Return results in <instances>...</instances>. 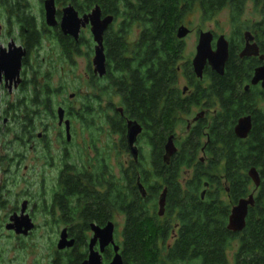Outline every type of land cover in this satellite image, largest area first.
<instances>
[{
  "label": "flooded vegetation",
  "instance_id": "af4514ba",
  "mask_svg": "<svg viewBox=\"0 0 264 264\" xmlns=\"http://www.w3.org/2000/svg\"><path fill=\"white\" fill-rule=\"evenodd\" d=\"M36 1L39 3L41 10L40 25L37 24L35 17L31 15L27 0H0V8L3 12V17H1L3 27L0 28V36L3 37V40H8V42L5 43L6 46L0 45V51L4 54H8L9 52L15 51L17 48H20L25 52L24 57L21 60L19 83L15 84V81L13 80H6L4 74L1 73L0 101L5 93L8 97H10L12 93L21 95L22 90L26 85H34L36 78L35 73L33 74L31 72L32 76H30L29 79H24V69L27 66H30L29 61L33 53V48L35 49L40 42L50 38L51 40L57 41V45L59 46L62 37L66 42L70 40L72 42V47L76 48L72 61H74L75 55L80 53L81 45H85V40L81 37V33L85 29L89 30V27L87 26L80 30L77 40H74L68 35L64 36L60 31L59 23L62 11L66 7L72 6L78 16L82 17L87 15L97 6L100 10L101 18L108 16L113 17L112 24L102 36L105 73L101 77L94 75L90 63L91 68H89V73L83 80V84H85L86 87L90 86L94 90V98L92 96L90 97L95 104V107H93L92 110L87 108L86 104L82 105L80 109H73L67 106L66 109L58 107L56 113L52 109L37 110L36 108H33L31 110H22L21 100H18V102L13 104L8 102L5 109L0 110V135L11 133L13 135L14 147H26L29 145L34 148L33 145L37 147L40 146L43 150L41 152L42 156L44 157L45 155L44 158L48 157L50 160L53 159L54 155L51 153V143L46 140L47 128H44L45 134L36 133L37 128L35 126V119L38 115H45L47 118H54L56 120L58 135L55 139L57 144H59V148L55 156L59 158V162L57 165L53 163L49 164L51 168H56L54 174L47 175L49 181H51V185L49 188L50 190L48 189L49 196L44 201L45 221L43 226L49 229H56L58 233L54 241L55 248L52 251L51 260L48 264H82L88 259L90 253L89 246L94 235L92 229H103L108 225H111L113 228V243L106 246L102 253L99 250L98 240L92 247V250L98 252L101 257L100 264H110L115 256V247H118V253L120 254V245L124 241L123 231L127 225L126 212L118 210V188H120L122 194L130 193L133 180L139 198L143 200L142 204L145 209L144 214L149 213L151 195L156 196L155 203L158 209L160 195L165 191V204L162 215L159 216L158 210H156L158 215L157 221L163 228L161 237L157 241L158 243L169 247L178 237L177 232L179 225L176 220V213L173 212L172 214H168L165 210L167 205L166 189L163 188L157 193V195L155 193L150 195L147 187L145 188L141 184L140 176H134L133 171L131 170L132 164L138 165L139 163H144L146 161L145 159L149 150L147 147H144V149L140 146L139 138L141 133L137 136L135 142L137 148L136 161L133 159L127 147V122L133 120L127 119L124 116V96L123 92L118 88V85H123L125 79L121 81V78L124 76L120 75V79H117L119 73L116 71L115 66L109 61V52L113 50L112 44H114V42L116 43L111 30L120 25L123 21V18L121 17H127L129 28L122 41L125 46L123 49L126 51L125 57L132 60L133 54L140 48L145 49L146 51H152V54L147 58V62L154 67L156 63L162 64L164 59V32L162 30L159 33H156L154 23L156 22V18L162 17V10L165 11L168 9V13L171 15L170 17H177L178 24L175 29L177 30L179 27H185L189 30L188 35L182 40L176 38L177 41L180 42L182 49L184 39L190 35L195 37L193 54L190 61L187 62L190 65L193 76L188 78L184 73L183 66H177V88L181 89L178 87V84L180 83V78H178L179 75H181L184 81V86L181 91L183 96L195 92V83L198 84L200 89H207L216 82L219 77L224 76V83L228 89L226 92V107L230 106L234 99L241 108V115L235 120L233 125V133L239 120L249 119L250 129L246 137L240 139L235 136L241 142L246 143L250 140L253 127L255 123H257V116L264 117L263 81L260 80L256 84H253L252 82L256 70L264 66V0H95L96 4L94 7L82 14L78 13L72 3L74 2L75 4H79V6H83L85 0H52L56 21V25L53 27L47 26L44 19V3L47 0ZM214 7H217V10H214ZM222 11H225L228 14V17H226L227 29L222 30V32H216L214 30L203 31L200 28H196L193 31L189 29L188 25L185 23L186 19L191 18L189 21V24H191L192 20L197 17H201L202 19L205 18L210 21L214 18V15L217 12ZM161 26L162 24H160V27ZM31 27L35 32L36 40L33 43H28V33L31 31ZM133 29L137 31V36L134 40H131V32ZM202 32H208L211 34V51H215L219 37H223L227 44V59L224 63L223 73L221 75L213 71L208 62L203 66L201 78L196 77L193 72L191 62L196 54L198 38ZM141 37L142 44L148 43V45H142V47H140ZM15 42H18V44L16 45ZM59 49H61V46ZM207 73L209 76H207ZM73 96L74 94L72 95V98ZM114 98H118L119 106L113 103L112 100ZM194 107L199 108L200 112L193 117L191 123L186 124V132L202 119H205V121L209 123L212 117L220 112L222 104L220 99L214 96L211 100H207V102L202 100ZM59 108L62 109L63 115L60 124L58 119ZM192 110L190 111V114ZM208 113L212 114L210 119L207 118L206 114ZM89 114H97L104 120L105 126L97 128L95 132L97 137L92 136L90 132V134H87L85 127L80 131L79 135L73 131V118H77L78 116L84 117ZM117 116L122 119L124 118L125 120L124 132L121 134L117 127L112 125V123L117 120ZM12 127L13 129H11ZM15 128H18V134L15 133ZM91 129L92 127L90 130ZM77 136L79 140L77 143L82 148H79L77 152H74L69 147L72 146V141ZM104 137L105 139L110 138V140L112 138L113 141L111 140L110 143H107L105 139L103 140ZM117 139L122 151L130 156L128 162L119 163L118 161L121 152L117 147ZM174 139L175 136H173V144ZM145 150L147 151L146 155H144ZM75 154H78L79 157L74 158L73 155ZM172 156L169 158L166 157L164 150L162 162H168ZM15 157H19V155L15 154ZM195 160L202 164H207L208 162L220 166L225 164V160L222 159L221 156L215 155L213 152L209 153V150L206 149L205 142H202V146L199 148ZM10 161H14V159ZM254 170L256 171V169ZM192 174V169L187 170L185 175L180 176V179H182L181 182L184 183L185 180L191 178ZM34 176L35 178H38L37 175ZM215 177L221 182L224 181L223 173L215 175ZM44 180L45 178L42 176L41 181ZM140 186L144 191L143 196L139 191ZM253 186L255 191L259 187H255L254 184ZM207 188L208 186L205 185L204 189ZM249 195L253 196L254 201L255 193L252 192ZM102 197H105V200ZM247 197L242 199H246ZM200 198L201 200L204 198V191L201 193ZM102 201H104L103 205ZM238 201L232 206V208L238 203ZM126 202L130 204L131 200L126 199ZM253 206L254 202L251 207H248V209ZM37 207L38 204L36 202L33 203V201L29 199L23 200L11 211V214L5 221L4 228L6 229L9 225L17 227L16 220H18L19 223L22 222L23 219L18 218H21L22 209H24L23 216L29 218L33 228L25 236L21 234L16 235L13 231L10 232H13L16 236L27 237L33 229H35L36 225L33 221V215ZM62 233L65 234V241L71 242V246L58 250L57 244Z\"/></svg>",
  "mask_w": 264,
  "mask_h": 264
},
{
  "label": "trees",
  "instance_id": "16d2710c",
  "mask_svg": "<svg viewBox=\"0 0 264 264\" xmlns=\"http://www.w3.org/2000/svg\"><path fill=\"white\" fill-rule=\"evenodd\" d=\"M95 4V0H85L83 6L72 3L80 14ZM170 16L168 9L162 10V17L156 18L154 23L156 33L164 32L163 63H156L154 67L147 62L152 51L140 48L132 60L125 57L122 41L129 28L127 17H121L120 25L111 30L116 43L112 44L109 61L119 73L117 79L120 75L124 76L121 81L125 79L122 86L118 85L124 96V116L142 127L139 139L149 150L146 161L132 164L131 170L134 176H140L141 184L147 187L150 195L166 189L165 210L168 214L176 213L179 225L175 242L169 247L163 244L160 248L157 240L163 228L157 221L156 196L151 195L149 213L144 214L143 200L139 198L134 180L130 193L122 194L118 188V210L127 214L124 241L120 245L122 264H230L227 249L233 241L238 242V248L232 264H264V117L257 116L250 140L243 143L232 130L235 120L241 115V108L234 99L226 107L228 89L224 76L207 89H200L195 83V92L181 94L182 89L176 87V67L183 49L175 37L177 17ZM30 30L28 43H33L36 36L32 27ZM142 45L148 43L142 44L141 37L140 47ZM60 46L61 57L72 63L76 51L72 42L61 37ZM183 70L188 78L193 76L189 63L183 65ZM38 76L47 77L48 74L37 73ZM53 91L48 81L32 85L31 91L21 99L22 110H51ZM214 96L221 101L220 112L209 123L202 119L183 138L174 139L176 153L168 162H162L167 140L175 136L176 126L184 123L181 115H189L192 107ZM124 121L117 116L112 123L120 134L124 132ZM202 142L206 143L209 153L221 156L225 164L196 162L195 156ZM251 168L259 174L260 183L256 191L247 176ZM190 169L193 170L191 178L182 183L180 176ZM219 170L224 174L222 182L215 177ZM205 185L207 189H204ZM252 192L255 193L254 206L248 209L244 228L238 233L230 232L226 228L230 209ZM126 199L131 200L130 204Z\"/></svg>",
  "mask_w": 264,
  "mask_h": 264
},
{
  "label": "rangeland",
  "instance_id": "374dc122",
  "mask_svg": "<svg viewBox=\"0 0 264 264\" xmlns=\"http://www.w3.org/2000/svg\"><path fill=\"white\" fill-rule=\"evenodd\" d=\"M27 2L31 15L35 17L37 24L40 25L41 10L39 3L36 0H27ZM1 17H3V12L0 8V28L3 27ZM226 17H228L227 12L222 11L217 12L210 21L205 18L202 19L201 17H197L192 20L191 24H189L191 18L186 19L185 23L188 25V28L193 31L196 28H200L203 31L214 30L216 32H222V30L227 29ZM136 36L137 31L133 29L131 32V40H134ZM81 37L86 41L85 45H81L80 53L75 55L72 63L65 61L61 57V50L57 45V41L49 38L48 40L40 42L35 49L33 48V53L29 61L30 66L24 69V79H29L30 76H32L31 72H33L36 77L35 82L38 84H45L48 81L50 88L54 90L51 94L50 109L55 111V113L58 107L66 109L67 106L73 109H80L84 104L91 110L95 107L92 101L93 99L90 98L95 95L93 88L90 86V88L88 86L86 87V85L83 84V80L89 73V68H91L90 63L93 57L94 43L88 29L82 31ZM7 42L8 40H3V37L0 36L1 46H4ZM15 43L16 45L18 44V42ZM194 44L195 37L193 35L184 39L182 58L177 66H183L190 61ZM37 73L38 75L47 73L48 76L37 77ZM178 78H180L178 87L182 89L184 86L183 78L181 75H179ZM38 84L34 83V85ZM30 91L31 86L27 85L22 90L21 95L12 93V95L8 97L6 93L3 94L0 101V110L5 109L8 102L12 104L18 102V100L23 98L24 94ZM73 94L74 96L72 98ZM112 101L115 105L119 106L118 98H114ZM193 108V110L191 109L192 112L190 115H181L184 123H179L174 129L175 139L179 140L185 136L186 124L191 123L193 117L200 112L199 108ZM206 115L207 118L210 119L212 114L208 113ZM73 119V131L78 135L80 131L83 130V127H85L87 134L90 132L92 136L97 137V135H95L97 128L105 126L104 120L97 114H89L84 117L78 116ZM35 126L37 128L36 133L41 134H45L44 128H47L46 140L51 143V153L54 155L52 160L48 157L44 158L45 155L44 157L42 156L41 152L43 150L40 146L37 147L33 145L34 148L29 145L26 147H14L13 135L11 133L0 135V264H48L51 260L52 251L55 248L54 241L58 231L56 229L45 228L43 223L45 221L44 201L49 196L48 191L51 185V181H49L47 175L54 174L56 168H51L49 164L53 163L57 165L59 162V158L55 156L59 148V144H57L55 139L58 135V130L56 128V120L54 118H47L45 115L36 116ZM91 127L92 129L90 130ZM11 129H13V127ZM15 133H19L18 128H15ZM104 139L105 137L103 140ZM111 140L110 138L105 139L107 143H110ZM78 141L77 136L72 141V146L69 147L74 152L82 148L77 143ZM116 143L118 150L121 152L118 158L119 163L128 162L130 156L119 147L118 139ZM139 143L140 146L143 148L145 147L140 139ZM146 153L147 151L145 150L144 155H146ZM15 154L19 155V157H15ZM73 157L77 158L79 155L75 154ZM13 159L14 161H10ZM221 172L222 170H219L217 174H221ZM34 175H37L38 178H35ZM42 176L45 178L44 181H41ZM27 199L38 204L33 215V221L36 226L27 237L16 236L13 232L7 231L4 228V224L14 207ZM224 199L226 200V198ZM156 210H158L157 207ZM162 245L163 244L158 243L160 248ZM237 248L238 242L233 241L227 249V258L230 264L233 262V255L237 251Z\"/></svg>",
  "mask_w": 264,
  "mask_h": 264
},
{
  "label": "water",
  "instance_id": "95a60500",
  "mask_svg": "<svg viewBox=\"0 0 264 264\" xmlns=\"http://www.w3.org/2000/svg\"><path fill=\"white\" fill-rule=\"evenodd\" d=\"M54 6L52 0H47L44 3V19L45 23L49 27H53L56 25L55 17H54ZM101 13L99 8L94 7L87 15L79 17L77 12L73 9L72 6L66 7L62 11L61 20L59 23L60 31L64 36H70L74 40H77L78 35L81 29L89 27V32L92 37V41L94 43L93 48V57L91 60L92 71L94 75H98L99 77L103 76L105 73V58L102 47V36L107 28L112 24L113 17H103L101 18ZM189 33V30L185 27H179L176 30V38L178 40H182ZM210 40L211 34L208 32H202L198 38V44L196 47V54L191 62L193 72L196 77H202L203 66L206 62L209 63L212 70L217 74L221 75L223 73V66L227 59V44L223 37H219L216 43L215 51H211L210 48ZM24 50L17 48L13 52H9L8 54H4L0 51V77L1 73L4 74V78L6 80L15 81V84L20 82L19 73L21 70V60L24 57ZM263 81L262 86L264 88V66L260 69H257L253 78V84H256L258 81ZM185 91V89H184ZM62 109H58V119L59 124L62 121ZM67 126V122H66ZM249 119H241L234 129L235 136L237 138H245L249 131ZM141 126L137 124L135 121H128L126 128V143L127 147L133 157V159L137 160V148L135 146V142L137 136L141 133ZM68 131V129H67ZM165 156L170 157L176 152V148L173 144V136H170L167 140V143L164 147ZM248 177L251 179L255 187L259 186L260 180L257 172L254 169H250L248 171ZM139 191L141 195H144V191L142 187H139ZM165 201V191L162 192L158 201V215L161 216L164 208ZM253 196L249 195L246 199H241L238 203L231 209L230 215L228 217V225L227 229L230 232L238 233L245 226V218L247 215L248 207L253 205ZM22 216L18 219H23L22 222L19 223L16 220V226L9 225L6 227L8 231H13L16 235H27V233L33 228L32 223L30 222L27 216ZM93 238L90 242V253L88 259L82 264H100L101 257L98 252H94L92 250L93 245L98 240L99 250L102 253L104 248L109 244L113 243L112 240V231L113 228L111 225L103 229L93 228ZM71 246V242L65 241V234L62 233L60 236V240L57 244V249L62 250L65 247ZM115 256L113 257L110 264H122V259L120 254L118 253V247L114 248Z\"/></svg>",
  "mask_w": 264,
  "mask_h": 264
}]
</instances>
